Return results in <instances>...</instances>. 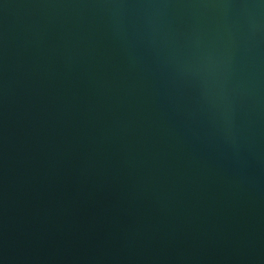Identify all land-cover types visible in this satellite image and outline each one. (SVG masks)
Listing matches in <instances>:
<instances>
[{"label": "water", "instance_id": "1", "mask_svg": "<svg viewBox=\"0 0 264 264\" xmlns=\"http://www.w3.org/2000/svg\"><path fill=\"white\" fill-rule=\"evenodd\" d=\"M0 264H264V0H0Z\"/></svg>", "mask_w": 264, "mask_h": 264}]
</instances>
